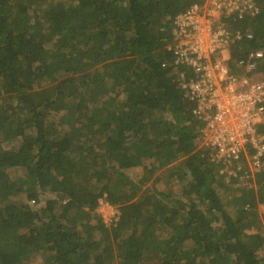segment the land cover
Here are the masks:
<instances>
[{"label":"trees","instance_id":"obj_1","mask_svg":"<svg viewBox=\"0 0 264 264\" xmlns=\"http://www.w3.org/2000/svg\"><path fill=\"white\" fill-rule=\"evenodd\" d=\"M193 2L0 0V264H264V159L219 173L168 50ZM257 5L221 20L242 35L231 68L254 52L264 81Z\"/></svg>","mask_w":264,"mask_h":264},{"label":"built area","instance_id":"obj_2","mask_svg":"<svg viewBox=\"0 0 264 264\" xmlns=\"http://www.w3.org/2000/svg\"><path fill=\"white\" fill-rule=\"evenodd\" d=\"M257 12V0H194L175 17L168 45L174 64L191 73L179 78L195 104L193 115L203 122L200 147L221 165V175L243 172L248 180L263 168L264 134L258 126L264 124V81L257 77L254 52L231 68L230 50L242 35L221 19Z\"/></svg>","mask_w":264,"mask_h":264},{"label":"rangeland","instance_id":"obj_3","mask_svg":"<svg viewBox=\"0 0 264 264\" xmlns=\"http://www.w3.org/2000/svg\"><path fill=\"white\" fill-rule=\"evenodd\" d=\"M60 128L62 130L67 131V130H69V125L68 124L67 125L65 124V125L61 126ZM1 138L2 137L0 136V139ZM166 170L167 169H163V170H160L157 173L156 176L159 177V178H161L160 179L161 181L159 182L158 186L161 185V184H164L166 182L165 181L166 180V174L168 173ZM168 170H170V169H168ZM238 184L244 185V184H247V182L246 181H244V183L239 182ZM249 184L250 185H248V187L255 188L253 182H249ZM236 186H238V185H236ZM162 188L164 189L165 188V185L162 186ZM53 198H57V195L56 194H53L51 192L44 193L43 196L41 197V204L40 205H43L45 201H47L49 199H53ZM222 199L224 200V202H226L228 204L229 203V200H231V196H229L227 194H224L222 196ZM227 209H228V207H227ZM236 209L237 208L228 209V211L231 213V215L233 217H235V215L237 213ZM256 212H257V214L259 216V219H260L259 222L261 224V226L257 230H264V205H262L261 203H257ZM96 213L102 217V219L104 220V222L106 223V225L108 227H112V225H114L117 222L115 220L116 219L118 220V216H119V210H118V208L116 206L110 205L104 199L100 201L99 206H98V208L96 210ZM257 230L256 229H252V230L249 231V233L250 232H254V231L257 232Z\"/></svg>","mask_w":264,"mask_h":264}]
</instances>
